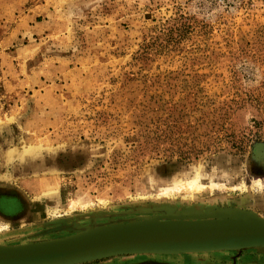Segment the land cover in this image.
I'll list each match as a JSON object with an SVG mask.
<instances>
[{
  "label": "rangeland",
  "instance_id": "374dc122",
  "mask_svg": "<svg viewBox=\"0 0 264 264\" xmlns=\"http://www.w3.org/2000/svg\"><path fill=\"white\" fill-rule=\"evenodd\" d=\"M193 177L201 190L160 193ZM263 225L264 0H0V246Z\"/></svg>",
  "mask_w": 264,
  "mask_h": 264
},
{
  "label": "water",
  "instance_id": "95a60500",
  "mask_svg": "<svg viewBox=\"0 0 264 264\" xmlns=\"http://www.w3.org/2000/svg\"><path fill=\"white\" fill-rule=\"evenodd\" d=\"M257 246H264V225L252 229L237 228L213 234L182 235L160 239L137 238L129 232L120 234L108 231L87 237L48 242L44 245H2L0 246V264H60L116 253Z\"/></svg>",
  "mask_w": 264,
  "mask_h": 264
},
{
  "label": "bare ground",
  "instance_id": "6f19581e",
  "mask_svg": "<svg viewBox=\"0 0 264 264\" xmlns=\"http://www.w3.org/2000/svg\"><path fill=\"white\" fill-rule=\"evenodd\" d=\"M254 183L257 185L258 188L262 187V179L256 178V179H254ZM215 185H216L215 182H213V181L209 182V187H213ZM174 188H184L185 190H188V191H198V190H201L203 187H202L201 183L196 179V177H193V178L185 179L183 181L182 180L181 181H177V182H175V183H173L171 185H168V186H164V187L161 188V192L160 191L159 192L161 194L166 195L171 190H174ZM175 212H177V211H175ZM152 217H154V216H152ZM143 239H149V238H143ZM157 239H160V238H157ZM164 239H167V238H164ZM7 245H28V244L13 243V244H6V246ZM253 248L264 249V246H257V247H233V248L208 249V250H184V251H170V252L151 251V252H139V253H116V254H110V255H107V256L126 255V254H129V255L130 254H167V255H170V254H181V253L193 254L194 252H200V251H220V250H226L227 251V250H234V249H253ZM82 261H85V260L71 261V262H65V263H60V264H71V263L82 262Z\"/></svg>",
  "mask_w": 264,
  "mask_h": 264
}]
</instances>
